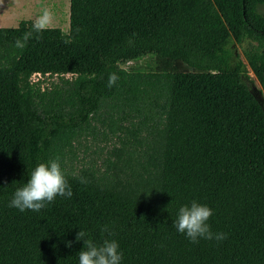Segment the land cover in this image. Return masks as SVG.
Segmentation results:
<instances>
[{"label": "trees", "instance_id": "trees-1", "mask_svg": "<svg viewBox=\"0 0 264 264\" xmlns=\"http://www.w3.org/2000/svg\"><path fill=\"white\" fill-rule=\"evenodd\" d=\"M34 23L0 27V264H79V231L116 240L121 264H264V0H70L69 32ZM150 54L165 69L122 67ZM91 132L115 158L76 168ZM57 158L72 197L9 207ZM192 201L227 239L177 231Z\"/></svg>", "mask_w": 264, "mask_h": 264}, {"label": "clouds", "instance_id": "clouds-1", "mask_svg": "<svg viewBox=\"0 0 264 264\" xmlns=\"http://www.w3.org/2000/svg\"><path fill=\"white\" fill-rule=\"evenodd\" d=\"M53 22V15L48 9H44L42 14L33 24V29L40 33L46 30ZM32 37V32L25 33L21 38L15 40V47L23 49L28 40ZM66 40L65 43H70ZM116 79L115 74L109 77V85ZM80 183H87L86 179L81 178ZM73 195L65 174L61 169L59 158L48 163H39L31 172L27 182L18 188L9 207L16 208L20 212L31 210L40 212L48 203L55 200L57 196L71 198ZM213 215L212 209L206 205H201L192 201L190 206H182L178 210L175 227L180 234L186 237L192 243H198L200 239L223 241L227 239L224 233H213L211 226L207 223ZM109 236L114 235L108 226L101 229ZM88 234L85 231H79L76 236L77 242L83 241L84 247L78 253L79 264H121L122 253L119 251V244L116 240L104 239L102 243L97 244L92 239H86ZM67 247H72V242L66 243Z\"/></svg>", "mask_w": 264, "mask_h": 264}, {"label": "rangeland", "instance_id": "rangeland-1", "mask_svg": "<svg viewBox=\"0 0 264 264\" xmlns=\"http://www.w3.org/2000/svg\"><path fill=\"white\" fill-rule=\"evenodd\" d=\"M0 7H5L6 13L0 11L1 18H7L12 27L16 21L20 19L33 20L42 14L44 9H48L53 15V22L49 27L60 28L65 33L69 32L70 28V0H0ZM6 14V15H5ZM237 52H240L241 57L245 60L243 55V47L236 42L232 45ZM122 67L134 71H153L165 69L164 61H159L156 55H146L136 61L123 64ZM253 78H256L251 73ZM68 77L70 75H67ZM45 80L47 83L50 81H57L56 76H33V81ZM251 88L259 89L261 86L257 80L255 84L249 82ZM97 130L102 129L100 123H95ZM107 128V127H106ZM116 139L110 140L100 134L84 133L82 137L75 142V155L73 163L76 168L87 166L105 167L107 159H114L113 145ZM120 145V143H116Z\"/></svg>", "mask_w": 264, "mask_h": 264}, {"label": "crops", "instance_id": "crops-1", "mask_svg": "<svg viewBox=\"0 0 264 264\" xmlns=\"http://www.w3.org/2000/svg\"><path fill=\"white\" fill-rule=\"evenodd\" d=\"M0 11H2V13L4 14V12L6 13V9H5V7H0ZM2 13H0V14H2ZM6 15V14H5ZM23 19H20V20H18V21H16L14 24H12V25H14V26H12V27H17L18 25H19V23L22 21ZM24 20H26V19H24ZM9 23H10V21L7 19V18H1L0 17V27H6V28H9V27H11L10 25H9Z\"/></svg>", "mask_w": 264, "mask_h": 264}, {"label": "built area", "instance_id": "built-area-1", "mask_svg": "<svg viewBox=\"0 0 264 264\" xmlns=\"http://www.w3.org/2000/svg\"><path fill=\"white\" fill-rule=\"evenodd\" d=\"M33 76H42L41 73H35Z\"/></svg>", "mask_w": 264, "mask_h": 264}]
</instances>
